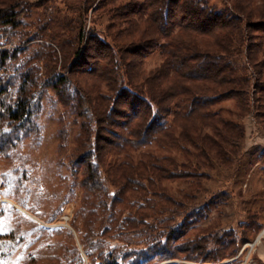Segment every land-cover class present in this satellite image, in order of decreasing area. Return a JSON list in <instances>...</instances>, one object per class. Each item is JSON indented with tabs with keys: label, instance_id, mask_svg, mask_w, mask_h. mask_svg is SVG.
I'll return each instance as SVG.
<instances>
[{
	"label": "trees",
	"instance_id": "16d2710c",
	"mask_svg": "<svg viewBox=\"0 0 264 264\" xmlns=\"http://www.w3.org/2000/svg\"><path fill=\"white\" fill-rule=\"evenodd\" d=\"M227 2L231 4L229 13L201 0H143L121 6L116 15L125 27L115 35L117 45L96 33L86 36L83 31L77 50L60 49L64 74L48 66L43 77L35 60L24 72L13 73L18 51L0 49V155L8 157L26 138L39 133L37 116L48 89L54 90L67 108L77 105L82 128L71 167L81 174L83 196L78 213H88L81 241L88 264L176 260L220 264L239 255L235 230L188 239L192 226L206 219L193 212L181 222L175 215L170 217L167 230L145 248L108 241L119 234H142L152 228L150 214L166 212L161 201L178 205L165 183L201 182L208 178L203 168L212 166L214 159L224 165L240 160L245 128L215 110L217 105L233 102L242 111L255 105L256 119L264 127V0ZM4 4L0 39L12 42L19 38L20 47L26 46L30 41L20 34L23 11L18 8L22 1L7 0ZM235 35L253 78L237 75ZM158 50L163 63L147 73L146 58ZM44 51L58 60L53 45L43 43ZM83 76L94 84L82 85ZM61 138L65 145V131ZM149 145L179 147L188 163L152 152L143 153L136 162L131 154ZM261 159L264 165V155ZM107 183L115 189L109 205L103 201L108 196ZM138 196L146 197L145 203L132 201ZM100 205L104 211H113L115 222L101 234L95 229ZM250 225L258 234L263 229L255 221ZM22 239L19 229L0 236V264ZM63 252L65 264H86L76 246L64 247ZM34 263L28 259L25 264Z\"/></svg>",
	"mask_w": 264,
	"mask_h": 264
},
{
	"label": "rangeland",
	"instance_id": "374dc122",
	"mask_svg": "<svg viewBox=\"0 0 264 264\" xmlns=\"http://www.w3.org/2000/svg\"><path fill=\"white\" fill-rule=\"evenodd\" d=\"M4 1L0 0V9ZM18 10L23 23L21 37L30 41L20 47L21 40L0 39V49L17 50L12 72H24L31 60H35L41 75L48 66L63 73L61 47L73 53L80 46L83 31L108 39L117 45L115 35L125 27L117 9L131 2L143 0H21ZM208 7L229 13L227 0H201ZM102 2L104 3L102 5ZM11 40V39H10ZM16 43V44H15ZM53 45L58 60L48 52H42V44ZM123 44V43H122ZM120 44V45H122ZM86 46V42L83 48ZM234 62L238 77L253 78L251 68L240 53L239 37L235 35ZM71 59V56H70ZM163 63L161 51L146 58L145 71L150 73ZM50 64V65H49ZM64 74V73H63ZM82 85L91 86L94 80L80 78ZM102 92L108 93L103 85ZM42 110L37 116L39 133L26 138L10 151L9 156L0 155V236L15 229L22 231V242L2 264H25L28 259L34 264H65L64 247L76 246L86 264L82 245V231L87 212L78 213L82 206L83 189L81 174L71 167V160L79 148L78 135L82 118L77 117L76 103L67 108L56 92L48 89L43 93ZM226 119L239 122L245 128L244 150L235 164L224 165L214 159L212 166L203 168L208 178L201 182L175 181L165 183L169 195L178 205L166 208L164 214L151 213L148 222L153 226L142 234H119L108 238L110 242H126L135 248H145L171 225L170 217L178 222L189 213H201L206 217L194 224L188 239L195 240L210 235L235 230L240 241L239 255L220 264H264V127L256 119V106L242 111L233 102H224L215 107ZM173 117L169 119L172 123ZM65 131L67 143L63 145L61 133ZM152 152L159 157L171 155L179 163H188L179 147L158 149L155 145L143 147L131 155L139 162L143 153ZM117 158V157H116ZM115 157L113 160L116 159ZM198 162H194L197 165ZM108 196L103 201L110 204L115 189L107 183ZM150 198V197H149ZM146 197H133L132 201L145 203ZM157 201H160L157 199ZM95 229L101 234L114 226L112 210L99 208ZM253 221L263 225L258 234ZM69 232L73 234L69 235ZM196 264L185 260L161 264Z\"/></svg>",
	"mask_w": 264,
	"mask_h": 264
}]
</instances>
